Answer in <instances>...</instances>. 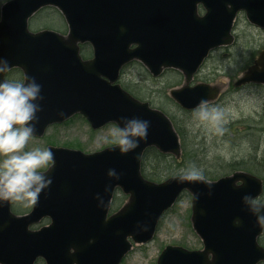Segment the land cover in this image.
Masks as SVG:
<instances>
[{"label": "water", "instance_id": "obj_1", "mask_svg": "<svg viewBox=\"0 0 264 264\" xmlns=\"http://www.w3.org/2000/svg\"><path fill=\"white\" fill-rule=\"evenodd\" d=\"M199 2L207 8L204 16L197 13ZM45 5L62 10L68 34L29 30V17ZM165 5L172 7L169 12L161 7ZM240 10L264 27V0H10L4 4L0 60H6L9 68H22L25 83L34 77L41 85L42 111L37 113L35 135L76 113L95 128L108 122L122 128L132 119L148 121L149 127L146 139L127 154H121L117 145L90 153L50 146L54 161L43 173L52 184L38 203L23 215L15 214L9 204L0 207V263L35 264L43 257L47 264H120L133 241L154 237L163 214L184 190L192 194V222L204 248L169 244L157 264L264 260V246L258 241L264 227L243 201L244 196L259 197L262 178L243 170L205 182H181L179 174L162 182L145 178L141 170L145 150L155 146L180 157V135L167 114L115 83L121 67L137 58L155 74L165 67L184 73L185 83L171 90L183 107L192 109L214 100L219 86L190 83L211 49L233 43L232 28ZM165 20L169 25H160ZM80 42L93 45V59L83 60ZM132 44L137 46L131 48ZM249 82L264 84V49L235 85ZM109 170L116 175L109 176ZM117 188L130 196L109 215ZM45 216L51 218L50 225L31 228Z\"/></svg>", "mask_w": 264, "mask_h": 264}, {"label": "rangeland", "instance_id": "obj_2", "mask_svg": "<svg viewBox=\"0 0 264 264\" xmlns=\"http://www.w3.org/2000/svg\"><path fill=\"white\" fill-rule=\"evenodd\" d=\"M6 1L0 0V12ZM38 13L36 17L34 16L32 26L43 24L39 27H45L44 24H47L58 26V30H65L66 22L54 7L46 8ZM53 15L57 16L53 18ZM233 31H235V43L212 51L191 83L207 81L221 88L218 97L205 105L208 109L222 110L223 116L219 121L199 120L194 115L197 110L190 112L183 110L170 96L171 88L185 83V76L179 70L168 69L163 75L154 78L144 66L136 63L124 69L120 80L129 92L139 99L149 101L156 108L164 110L172 119L177 120L182 129L193 133L186 137L193 150L189 161L190 163L193 161L195 165L199 163L200 170L214 176L208 177L211 179L230 173L232 169L228 164L234 161L251 160L254 156L257 157V163H261L255 166L258 167L255 170L264 174V162L260 160L264 158V85L252 83L236 87L233 84L264 48V28L251 24L246 15L240 13ZM174 119L173 122L178 127ZM117 128H119L117 124L110 123L101 129L94 130L80 115L68 123L50 126L45 137L33 136L27 150L47 149L48 142L49 144L57 142L58 145L92 152L114 145L115 138L112 131ZM2 159L3 157H0V160ZM149 160L152 164L148 170L158 171L162 179L168 177L171 171L181 172V169H187L179 164L183 160L182 156L167 160L165 168L162 169L163 159L150 156ZM43 169L45 168L41 170ZM256 171L254 173L259 174ZM128 198L129 195L118 191L113 208L119 209ZM260 201L264 202V194ZM14 207L22 209L28 206L14 205ZM191 218L192 196L189 192H184L163 217L155 238L145 244H134L122 264H157L162 249L168 244L182 245L188 249L202 248L203 241L193 228ZM36 264L45 263L38 260Z\"/></svg>", "mask_w": 264, "mask_h": 264}, {"label": "clouds", "instance_id": "obj_3", "mask_svg": "<svg viewBox=\"0 0 264 264\" xmlns=\"http://www.w3.org/2000/svg\"><path fill=\"white\" fill-rule=\"evenodd\" d=\"M9 70L6 60H0V74ZM43 100L41 85L36 79L25 82L0 80V207L9 205H35L52 179L45 175L46 168L54 161V153L49 149L35 148L27 150L33 137L37 113L42 111L38 101ZM202 102L194 115L201 121H219L223 112L219 108L208 109ZM148 121L127 120L122 128L113 129L114 143L121 154H127L139 146L140 139H146ZM115 170H109V176H115ZM181 182H205L203 173L196 166L181 169ZM244 204L256 216L257 224L264 227V204L256 198L244 196Z\"/></svg>", "mask_w": 264, "mask_h": 264}, {"label": "trees", "instance_id": "obj_4", "mask_svg": "<svg viewBox=\"0 0 264 264\" xmlns=\"http://www.w3.org/2000/svg\"><path fill=\"white\" fill-rule=\"evenodd\" d=\"M174 120L177 123V120L176 119H174ZM177 126H178L177 128H178V130H179V132L181 134V137H182V148H183V160H182L183 162L181 161L179 164L182 165L183 167L185 166L186 168H188L190 165H193V164L195 165V163H193V161H192V163H190V161H189L190 158H191L193 150H192V147H191L192 145L191 146L189 145L188 140L186 138L188 135H193V133H189L186 130L182 129L178 125V123H177ZM194 136H196L195 133H194ZM150 156L156 157V159H163L162 163H161V166H163V167H161V169L165 168V166L167 164V160H169L171 158H174V157L171 156V155L163 154V153H161L160 151L156 150L153 147L147 149V151L145 153V156H144L143 165H142L143 173H144V175L146 177H148L150 179L161 180L162 179L161 178V173H158V171H149L148 170V168L152 164L151 160H149ZM256 160H257V157L254 156V157H252L251 160H242V161H236V162L234 161V163H231V164H228V165H229V168L232 169V170H235V169H238V168H244V169H247V170L255 172L256 171L255 168L258 169V167H255V166L261 164V163L258 164ZM260 160H261V162H264V158H263V160L262 159H260ZM195 166H196V168L199 171H201L203 173V176L214 177L209 172L204 171V170H200L199 166H201V165L199 163L196 164ZM263 166H264V164H263ZM171 167H173V166L171 165ZM158 170H160V169H158ZM256 172H258V171H256ZM176 173L177 172H174V171L172 172L171 171L169 175L176 174ZM260 175L264 177V174L261 173ZM260 241L264 245V235L260 238ZM262 264H264V263H262Z\"/></svg>", "mask_w": 264, "mask_h": 264}, {"label": "flooded vegetation", "instance_id": "obj_5", "mask_svg": "<svg viewBox=\"0 0 264 264\" xmlns=\"http://www.w3.org/2000/svg\"><path fill=\"white\" fill-rule=\"evenodd\" d=\"M165 9H167V12L172 8L169 5L164 6ZM176 8V6L174 7ZM198 12L201 16H203L206 12V9L202 3L198 4ZM8 76L11 80L22 82L23 81V72L19 68H13L8 72ZM48 220L46 219L44 222H47Z\"/></svg>", "mask_w": 264, "mask_h": 264}]
</instances>
